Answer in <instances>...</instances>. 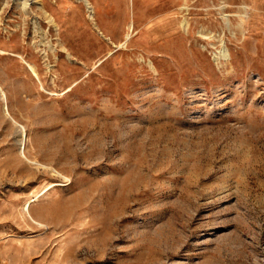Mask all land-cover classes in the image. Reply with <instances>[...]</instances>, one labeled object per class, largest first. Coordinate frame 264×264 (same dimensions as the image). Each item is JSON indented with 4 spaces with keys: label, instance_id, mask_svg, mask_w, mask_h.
Listing matches in <instances>:
<instances>
[{
    "label": "rangeland",
    "instance_id": "obj_1",
    "mask_svg": "<svg viewBox=\"0 0 264 264\" xmlns=\"http://www.w3.org/2000/svg\"><path fill=\"white\" fill-rule=\"evenodd\" d=\"M0 264H264V0H0Z\"/></svg>",
    "mask_w": 264,
    "mask_h": 264
},
{
    "label": "bare ground",
    "instance_id": "obj_2",
    "mask_svg": "<svg viewBox=\"0 0 264 264\" xmlns=\"http://www.w3.org/2000/svg\"><path fill=\"white\" fill-rule=\"evenodd\" d=\"M88 2V0H86ZM31 68V67H30Z\"/></svg>",
    "mask_w": 264,
    "mask_h": 264
}]
</instances>
